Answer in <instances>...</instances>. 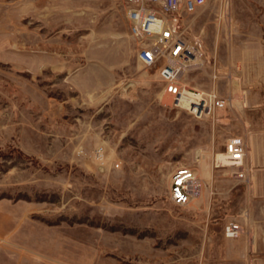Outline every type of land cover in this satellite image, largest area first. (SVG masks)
<instances>
[{"label":"rangeland","instance_id":"rangeland-1","mask_svg":"<svg viewBox=\"0 0 264 264\" xmlns=\"http://www.w3.org/2000/svg\"><path fill=\"white\" fill-rule=\"evenodd\" d=\"M127 10L0 0V264H264V163L245 184L216 157L250 131L264 156V0L165 15L203 52L184 82L228 99L201 119L138 60ZM180 167L207 201L172 204Z\"/></svg>","mask_w":264,"mask_h":264},{"label":"built area","instance_id":"built-area-1","mask_svg":"<svg viewBox=\"0 0 264 264\" xmlns=\"http://www.w3.org/2000/svg\"><path fill=\"white\" fill-rule=\"evenodd\" d=\"M117 1V0H116ZM128 4L129 31L140 48L137 58L145 67H156L163 92L171 98L172 105L186 111L195 119L213 115L225 109L228 99L215 91H202L184 82L188 73L198 71L203 65L201 48L178 31L165 15L184 10L194 12L207 0H123ZM215 78V77H213ZM246 140L233 136L225 141L223 154L225 166L233 169V177L242 183H250L251 169L246 162ZM220 164L215 163L218 167ZM202 190V183L194 171L187 167L176 168L170 175L169 199L175 206L190 204ZM243 230L236 222H229L224 235L238 238Z\"/></svg>","mask_w":264,"mask_h":264},{"label":"crops","instance_id":"crops-1","mask_svg":"<svg viewBox=\"0 0 264 264\" xmlns=\"http://www.w3.org/2000/svg\"><path fill=\"white\" fill-rule=\"evenodd\" d=\"M250 120V119H248ZM254 132V131H253ZM250 134V135H249ZM249 143H250V151L248 152L247 158H246V162L248 164H250V166L252 167H256L258 165H260V163H264V156H260L259 153L257 152V140L256 138H254V134H252V132H249ZM203 190H201V193L199 194L197 201L195 203H203L205 201L208 200V196L202 192ZM199 201V202H198ZM18 246V245H17ZM44 255V257H46V253H42Z\"/></svg>","mask_w":264,"mask_h":264},{"label":"bare ground","instance_id":"bare-ground-1","mask_svg":"<svg viewBox=\"0 0 264 264\" xmlns=\"http://www.w3.org/2000/svg\"><path fill=\"white\" fill-rule=\"evenodd\" d=\"M216 157H217V160H219L220 162H222V165L224 166V164L226 162L225 161L224 154L223 153L217 154Z\"/></svg>","mask_w":264,"mask_h":264}]
</instances>
